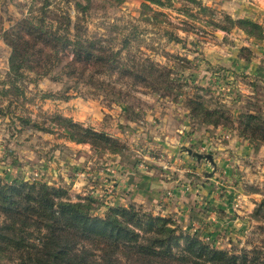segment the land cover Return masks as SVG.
Segmentation results:
<instances>
[{
	"label": "rangeland",
	"instance_id": "374dc122",
	"mask_svg": "<svg viewBox=\"0 0 264 264\" xmlns=\"http://www.w3.org/2000/svg\"><path fill=\"white\" fill-rule=\"evenodd\" d=\"M30 1L0 0V89L6 87L11 53L4 33L17 26L22 30L23 20L30 16H42L37 10L31 12ZM77 1L89 6L78 29L66 25L64 13L44 15L48 31L66 36L69 43L57 54L44 47L47 64L25 73V104L9 106L4 99L0 105L30 115L41 125H48L49 116L57 114L114 143L96 148L60 137L55 122L50 133L30 126L21 129L8 113L0 115V182L60 187L75 201L77 196L91 195L82 193L84 184L77 174L87 171L94 176L105 168L110 174L104 177L108 185L98 201L112 204L114 187L124 186L123 181L139 170L157 167L160 181L167 185L156 201L163 205L174 200L179 188L188 195L194 183L212 180L218 197L235 200L226 226H217L212 236L201 238L194 227L186 230L168 218L210 247L228 253L264 249V217L253 215L264 198V140L248 138L240 131L246 115L264 120V41L246 36L237 26L221 29L230 27L227 18L264 26V0H226L225 7L218 6L222 0H163L162 5L153 6L165 14L162 23L147 20L150 13L141 15L142 0ZM198 5L211 12L200 11ZM60 6L64 7L62 2ZM69 6L67 12L74 21L77 10L73 2ZM169 32L177 40H170ZM77 33L82 57L96 55V64L82 59L71 65ZM150 64L169 73L170 91H156L137 79L149 77ZM241 144L244 152H240ZM194 153L211 154L212 161ZM127 186L119 192L128 197ZM128 205L160 215L142 203ZM102 212L103 208L92 213Z\"/></svg>",
	"mask_w": 264,
	"mask_h": 264
},
{
	"label": "trees",
	"instance_id": "16d2710c",
	"mask_svg": "<svg viewBox=\"0 0 264 264\" xmlns=\"http://www.w3.org/2000/svg\"><path fill=\"white\" fill-rule=\"evenodd\" d=\"M142 1L141 15L146 17L150 13L147 20L155 19L162 23L165 14L153 6L162 5L163 0ZM30 2L31 12L37 10L42 16H30L23 20L22 30L17 26L4 33L11 53L6 87L0 89V102L7 99L9 106L18 105L19 101L25 104V73L47 64L49 56L44 47L49 46L57 54L69 43L66 36L48 31L44 15L64 13L62 19L66 25L73 24L78 29L89 8L77 0ZM60 2L64 7L60 6ZM71 2L77 10L74 21L67 12ZM198 6L204 13L211 12L207 7ZM227 20L230 27L222 26V30L237 26L246 36L264 41L263 25L247 19ZM215 26L220 28L217 24ZM167 34L170 40H177L173 32ZM75 39L71 65L82 59L96 64V55L86 53L82 57L79 51L82 48H78L82 45L78 33ZM149 70V77L138 76L137 79L156 91H170L173 84L165 68L150 64ZM7 113L19 122L21 129L30 126L51 133L52 122H55L61 129L59 136L69 141L89 143L96 148H104L107 142H113L104 134L83 128L57 114L49 116L48 125H41L30 115L17 114L0 105V115L4 117ZM244 121L240 126L241 134L264 140V120L246 115ZM77 197L74 201L64 189L46 184L0 182V214L3 217L0 221V264H264V249L260 247L240 254L228 253L210 247L181 230L168 217L153 215L133 205L100 202L92 195ZM96 206L99 207L95 210ZM100 206L102 214H93V211L101 210ZM253 215L264 217V198L256 205Z\"/></svg>",
	"mask_w": 264,
	"mask_h": 264
},
{
	"label": "crops",
	"instance_id": "0c3cea01",
	"mask_svg": "<svg viewBox=\"0 0 264 264\" xmlns=\"http://www.w3.org/2000/svg\"><path fill=\"white\" fill-rule=\"evenodd\" d=\"M203 1L206 3L215 2L214 0ZM219 4L222 5L218 6L225 7L227 2L226 0H222V2ZM250 68H252L251 65L249 69ZM223 146L226 147L225 145ZM240 147L242 148V151L240 150V152H244L245 146L241 144ZM216 148H219V143H216ZM224 154L225 153L222 151L218 152V155H220L221 158L224 156ZM88 163L90 164L91 161H88ZM182 166L185 167V164ZM87 168H90V165H88ZM100 169L101 170L99 172L96 171L97 173H95L94 176H90L89 172L87 171L79 172L80 174H77V179L80 180L79 182H82L80 184H84L82 188L84 192L82 193H90L92 196L98 198V196L104 192L103 190H105L106 186L108 185L107 181H104V177L110 174L106 172L105 168ZM104 169L105 172L103 171ZM157 169V167H153V169H148L146 171L139 170L138 174L130 175L126 180L123 181L124 186L121 185L118 187V185L117 187L113 188L116 196L114 194L111 203L118 205H128L132 202L140 204L142 203L148 209L152 210L153 213L172 218L186 230L191 231L194 227V229L197 231V235H199L201 238H205L210 235L212 236L211 230L215 229L217 226H226V224H228V220H232L231 216L234 214L233 204L235 203V200L231 202L224 196L222 198L218 197L216 194L217 186L215 187V184L212 183V180L209 181L208 184L194 183L193 187H189L191 193L188 195H184L180 190L181 188H179V194H177L176 190V197L172 202L170 201L169 203L163 205H161V202L157 203L156 201L161 194L163 195L165 191L164 188H167L166 183L160 181V178L157 175ZM66 179L69 181V178ZM72 180H74L73 177L70 178V182ZM118 180L117 182H119ZM126 185H128L127 187H129L128 190L130 191L128 197L125 193L119 192L120 190H124ZM228 233L229 231L227 230L225 234Z\"/></svg>",
	"mask_w": 264,
	"mask_h": 264
},
{
	"label": "water",
	"instance_id": "95a60500",
	"mask_svg": "<svg viewBox=\"0 0 264 264\" xmlns=\"http://www.w3.org/2000/svg\"><path fill=\"white\" fill-rule=\"evenodd\" d=\"M194 156H196L197 158L204 157V158L208 159L209 161H212V155L211 154L201 155V154L194 153Z\"/></svg>",
	"mask_w": 264,
	"mask_h": 264
},
{
	"label": "built area",
	"instance_id": "2783aa9c",
	"mask_svg": "<svg viewBox=\"0 0 264 264\" xmlns=\"http://www.w3.org/2000/svg\"><path fill=\"white\" fill-rule=\"evenodd\" d=\"M141 166H142V164H141Z\"/></svg>",
	"mask_w": 264,
	"mask_h": 264
}]
</instances>
